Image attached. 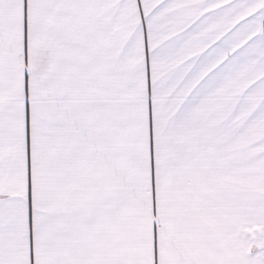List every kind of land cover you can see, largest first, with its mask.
Here are the masks:
<instances>
[{"label": "snow or ice", "instance_id": "6c2138e0", "mask_svg": "<svg viewBox=\"0 0 264 264\" xmlns=\"http://www.w3.org/2000/svg\"><path fill=\"white\" fill-rule=\"evenodd\" d=\"M0 264H264V0H0Z\"/></svg>", "mask_w": 264, "mask_h": 264}]
</instances>
